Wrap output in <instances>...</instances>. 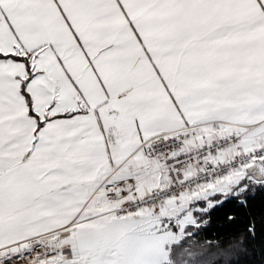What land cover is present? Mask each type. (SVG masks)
Segmentation results:
<instances>
[{
    "label": "snow or ice",
    "instance_id": "snow-or-ice-1",
    "mask_svg": "<svg viewBox=\"0 0 264 264\" xmlns=\"http://www.w3.org/2000/svg\"><path fill=\"white\" fill-rule=\"evenodd\" d=\"M181 232L264 264V0H0V264Z\"/></svg>",
    "mask_w": 264,
    "mask_h": 264
},
{
    "label": "rangeland",
    "instance_id": "rangeland-1",
    "mask_svg": "<svg viewBox=\"0 0 264 264\" xmlns=\"http://www.w3.org/2000/svg\"><path fill=\"white\" fill-rule=\"evenodd\" d=\"M183 237L184 234L182 232L171 237L169 241L170 247L163 253V259L167 261V264H216L217 260H221V264H223L227 261L228 257L224 256L221 259L216 250L210 251L205 247H198L197 245H192L189 249L183 250V253L176 255V261L170 259L169 253L172 247L171 245L179 243Z\"/></svg>",
    "mask_w": 264,
    "mask_h": 264
},
{
    "label": "trees",
    "instance_id": "trees-1",
    "mask_svg": "<svg viewBox=\"0 0 264 264\" xmlns=\"http://www.w3.org/2000/svg\"><path fill=\"white\" fill-rule=\"evenodd\" d=\"M185 239L186 238L184 236L181 240H185ZM192 245H197L198 247H205L206 249H209L210 251L215 250L214 248L209 247L208 236L201 233L200 235L193 236L190 240H186V243L182 244L180 247H171L169 258L175 260L176 255H178L179 253H183L182 252L183 250L189 249ZM223 264H226V262Z\"/></svg>",
    "mask_w": 264,
    "mask_h": 264
}]
</instances>
